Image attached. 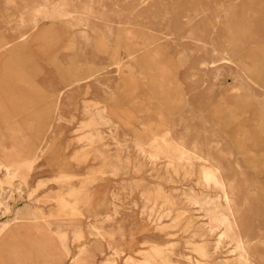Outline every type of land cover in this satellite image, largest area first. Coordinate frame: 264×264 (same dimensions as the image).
I'll use <instances>...</instances> for the list:
<instances>
[{"label": "rangeland", "instance_id": "374dc122", "mask_svg": "<svg viewBox=\"0 0 264 264\" xmlns=\"http://www.w3.org/2000/svg\"><path fill=\"white\" fill-rule=\"evenodd\" d=\"M215 168L264 264V0H0V264H238Z\"/></svg>", "mask_w": 264, "mask_h": 264}, {"label": "bare ground", "instance_id": "6f19581e", "mask_svg": "<svg viewBox=\"0 0 264 264\" xmlns=\"http://www.w3.org/2000/svg\"><path fill=\"white\" fill-rule=\"evenodd\" d=\"M215 77H217V74H216ZM161 140L165 144V146H164V148H160L159 151H160V153H166L167 152V149H168L167 140L164 137H162ZM182 142H185V141L182 139ZM192 157H197L199 159L202 158L201 154H198V153H195V152L192 153V152L188 151L183 146L181 147L180 154L177 156L178 159H185V160H188V159H190ZM204 160H206V159L204 158ZM15 168H16V166H15ZM6 170L8 171L9 169H6ZM217 170L218 169L215 168V170L213 169L212 171H209V172L202 171L203 172L202 177H203V180H204V182L206 184H208L209 182H213L216 187L220 188L222 190V192H223L224 198L227 200V205H228V209H229V212L230 213H226V212L224 213L223 211H220V214L222 215V217H221V215H220V217L223 219V221H222V219H220L221 222H222L220 224L225 226V230L220 233V235L218 236V238L219 239H222V238L228 236L233 241H235L234 250L238 252L237 256L235 257L236 262L238 264H249L250 259H249V256L247 255L248 253H250L249 245L247 243V238H248L249 235L247 233H245V232H244L245 234L242 232V228L243 227L240 228L238 219H237V217L235 215V214L238 213L237 209H235V210L234 209H231L230 210V207H232V205L230 204V199H229L228 193L226 191V183L223 182V181H220L215 176V173H216ZM213 215H215V214H213ZM213 215L210 213V219L211 220L214 219ZM215 216H219V215H215ZM216 218H218V217H216ZM216 222H218V220ZM213 223H215V222H213ZM217 225H219V224H217ZM261 225H263V224H261ZM211 227H213V226H211ZM246 229L249 230V231L251 230L250 229V226H247ZM252 251H254V250H252ZM255 251L257 252V250H255Z\"/></svg>", "mask_w": 264, "mask_h": 264}]
</instances>
